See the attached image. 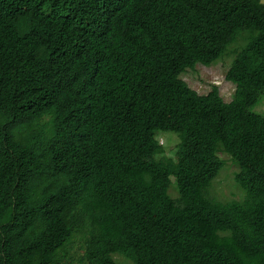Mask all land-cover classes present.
Returning <instances> with one entry per match:
<instances>
[{"label": "trees", "instance_id": "trees-1", "mask_svg": "<svg viewBox=\"0 0 264 264\" xmlns=\"http://www.w3.org/2000/svg\"><path fill=\"white\" fill-rule=\"evenodd\" d=\"M263 94L261 0H0V264H264Z\"/></svg>", "mask_w": 264, "mask_h": 264}, {"label": "rangeland", "instance_id": "rangeland-1", "mask_svg": "<svg viewBox=\"0 0 264 264\" xmlns=\"http://www.w3.org/2000/svg\"><path fill=\"white\" fill-rule=\"evenodd\" d=\"M261 1L264 3V0ZM243 43V41H240L233 44L230 51L223 58L215 61L209 66L198 63L196 69L189 70L182 75L183 79L200 94L209 93L213 89V86L217 85L222 97L230 101L234 96L236 86L226 79V73L232 66L236 56L235 52L241 49ZM251 110L255 113L264 115V94L261 99L251 107ZM159 138L160 142L165 147L164 155L168 157L175 156L177 146L180 142L177 133L172 131L162 132ZM219 156L223 159L225 164L210 186V196L221 202L243 200V198H245V191L235 180L236 173L239 170L238 165L235 164L226 153H219ZM169 193L173 198H176L177 195L179 196L177 185L174 180L170 185ZM114 258L118 264H133L130 260L119 254H115Z\"/></svg>", "mask_w": 264, "mask_h": 264}, {"label": "clouds", "instance_id": "clouds-1", "mask_svg": "<svg viewBox=\"0 0 264 264\" xmlns=\"http://www.w3.org/2000/svg\"><path fill=\"white\" fill-rule=\"evenodd\" d=\"M227 72H228V71H227ZM233 84H234V83H233ZM234 85H235V84H234ZM235 86H236V85H235ZM235 88H236V87H235ZM235 90H236V89H235ZM203 94H204V93H203ZM234 95H235V93H234ZM232 99H233V98H232ZM232 99H231V100H232ZM260 99H261V98H260ZM225 100H226V99H225ZM231 100H230V101H231ZM226 101H227V100H226ZM227 102H229V101H227ZM254 113H255V112H254ZM256 114H258V113H256ZM220 153H224V152H220ZM226 154H227V153H226ZM228 155H229V154H228Z\"/></svg>", "mask_w": 264, "mask_h": 264}]
</instances>
